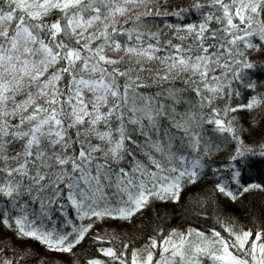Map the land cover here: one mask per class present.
I'll return each instance as SVG.
<instances>
[{"label": "snow or ice", "instance_id": "6c2138e0", "mask_svg": "<svg viewBox=\"0 0 264 264\" xmlns=\"http://www.w3.org/2000/svg\"><path fill=\"white\" fill-rule=\"evenodd\" d=\"M258 73L264 0H0V264H264Z\"/></svg>", "mask_w": 264, "mask_h": 264}, {"label": "trees", "instance_id": "16d2710c", "mask_svg": "<svg viewBox=\"0 0 264 264\" xmlns=\"http://www.w3.org/2000/svg\"><path fill=\"white\" fill-rule=\"evenodd\" d=\"M257 78L264 81V74L258 73ZM224 158L225 157H216V159ZM250 163L251 168L248 172V176L257 182L264 183V157L259 155L252 156L250 157ZM261 204H264V195L261 194V190L254 189L253 194L248 195L245 201L236 204L234 207L237 209H242L243 215L248 216L249 219H252V217L249 215L250 210L252 208L258 209ZM229 214L238 215V213L233 210H229ZM167 215L169 218H175L172 219L171 222V226L173 227H182L186 229L189 223H191L194 227H201L202 229L208 227L204 219L193 220L191 217L183 215L178 207L175 211H172L171 208H169ZM4 231L5 230L3 228H0V235H3ZM4 242L5 241L0 240V246H2Z\"/></svg>", "mask_w": 264, "mask_h": 264}]
</instances>
